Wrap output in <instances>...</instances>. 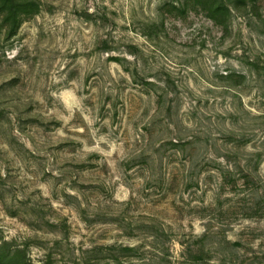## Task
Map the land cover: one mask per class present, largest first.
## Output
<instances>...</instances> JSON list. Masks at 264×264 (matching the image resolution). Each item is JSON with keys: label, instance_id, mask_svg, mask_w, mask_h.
<instances>
[{"label": "rangeland", "instance_id": "obj_1", "mask_svg": "<svg viewBox=\"0 0 264 264\" xmlns=\"http://www.w3.org/2000/svg\"><path fill=\"white\" fill-rule=\"evenodd\" d=\"M38 1L13 35L0 15V244L264 264V0L227 26L193 0Z\"/></svg>", "mask_w": 264, "mask_h": 264}, {"label": "trees", "instance_id": "obj_2", "mask_svg": "<svg viewBox=\"0 0 264 264\" xmlns=\"http://www.w3.org/2000/svg\"><path fill=\"white\" fill-rule=\"evenodd\" d=\"M203 7L208 6V17L217 25L227 26L231 10L228 6L230 1L236 6L245 4L247 0H193ZM191 0H183L179 9L185 10L189 6ZM41 4L38 0H0V15L2 17V26L5 27L9 35L15 34L22 22L30 16L40 12ZM183 11V12H185ZM235 75H227L228 79H233ZM241 78H245L241 76ZM123 252H135L136 248L124 247ZM115 264H127L120 258L116 257ZM0 264H31L30 258L27 256L26 246H13L5 241L0 244Z\"/></svg>", "mask_w": 264, "mask_h": 264}]
</instances>
